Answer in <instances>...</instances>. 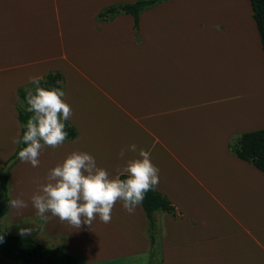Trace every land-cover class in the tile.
Listing matches in <instances>:
<instances>
[{
	"label": "crops",
	"instance_id": "0c3cea01",
	"mask_svg": "<svg viewBox=\"0 0 264 264\" xmlns=\"http://www.w3.org/2000/svg\"><path fill=\"white\" fill-rule=\"evenodd\" d=\"M134 1L0 0V169L17 147L18 88L30 77L63 74L68 121L78 131L60 147L45 146L38 167L19 158L13 164L10 200L22 195L28 207L17 210L9 200L1 228L15 235L31 228L24 236L62 246L81 264H148L141 204L129 214L117 202L110 223L97 217L75 229L51 213L41 219L30 199L73 150L115 174L125 162L120 150L135 143L150 152L156 189L178 213L156 212L160 264H264V172L229 149L230 140L264 128V97L253 77L260 62L264 71V52L250 0L243 13L255 53L230 40L231 58L223 50L225 17L207 10L208 0L162 2L139 13L137 28L128 13L98 18L114 2Z\"/></svg>",
	"mask_w": 264,
	"mask_h": 264
},
{
	"label": "clouds",
	"instance_id": "9594fccd",
	"mask_svg": "<svg viewBox=\"0 0 264 264\" xmlns=\"http://www.w3.org/2000/svg\"><path fill=\"white\" fill-rule=\"evenodd\" d=\"M41 79L29 78L35 88L26 90V111L33 115L27 120L22 136L26 146L18 152L20 161L32 167L39 166V156L45 146L57 148L64 144L68 137L64 121L73 114L65 91L59 87H43ZM13 143L20 144L21 140L13 138ZM129 152L135 155L128 156ZM118 158L125 162L117 165L112 174L99 166L90 153L70 152L49 170L46 182H37L39 186L30 198L36 215L48 220L47 214L51 213L52 217L79 229L83 224L91 226L97 217L103 223H110L117 202L133 214L146 193L158 186L159 168L153 163L150 152L135 143L122 148ZM10 205L17 210L28 207L22 195L10 200ZM31 231V228H21L20 234L27 235Z\"/></svg>",
	"mask_w": 264,
	"mask_h": 264
},
{
	"label": "trees",
	"instance_id": "16d2710c",
	"mask_svg": "<svg viewBox=\"0 0 264 264\" xmlns=\"http://www.w3.org/2000/svg\"><path fill=\"white\" fill-rule=\"evenodd\" d=\"M168 0H135L134 2H118L104 7L99 13L101 21L108 20L114 15L124 12L134 18V28H137L138 15L141 11ZM253 10V18L256 22L262 48L264 52V0H250ZM43 87H59L63 89V74L59 70H49L41 79ZM34 90L31 83L18 88V100L26 101L27 88ZM18 107V118L21 122L20 144H17L15 152L8 158L0 169V220L9 207V175L13 164L18 159V152L26 145L22 141L26 131L27 120L31 113L21 111ZM62 119V116H61ZM65 131L68 133L66 140L74 139L78 135L76 127L68 120ZM230 151L237 157L251 163L264 172V128L240 134L229 142ZM125 178V177H121ZM148 219V231L151 250L148 264H160L161 252L155 232L158 229L157 211H166L177 216L175 205L171 200L156 188L146 193L141 203ZM0 264H81L79 258L68 253L62 246L48 248L38 240L24 236L6 233L0 224Z\"/></svg>",
	"mask_w": 264,
	"mask_h": 264
},
{
	"label": "rangeland",
	"instance_id": "374dc122",
	"mask_svg": "<svg viewBox=\"0 0 264 264\" xmlns=\"http://www.w3.org/2000/svg\"><path fill=\"white\" fill-rule=\"evenodd\" d=\"M103 1H104V3H107L108 1H112V0H102V2ZM239 3H241L242 9L239 7L240 10H237ZM233 6H234V8H236V10H230L231 8H233ZM201 8L203 10H205L204 5H201ZM207 10H213L215 13L214 14L215 17H218V16L219 17H225L224 22L226 24L227 30L225 32L224 39H223L224 40V49L223 50H224V54L226 55L227 58H231V53H229V49H228L230 47V44H229L230 40H234L235 41L234 44L238 40L239 41L236 44H239V42H241V40H242L241 45L244 43L248 44L249 45L248 49H250L251 54L253 55L255 53L256 45L254 48V43L252 42V44H250V40L253 39V30H254L253 25H252L250 19L248 18V16L243 13V11L246 12L245 10H249L246 0H208ZM234 13L236 14V16H234ZM219 39L221 40L220 36H219ZM252 41H254V40H252ZM226 42H227V44H226ZM225 45H226V49H225ZM216 47L220 48V46L217 44H216ZM257 68H258L259 74L256 70L254 72L253 77L256 79V84H258L261 87V89H260L261 94H262V97H264V71H263V67H262L261 62L258 64ZM249 75L251 76V74H249ZM234 79H236L235 73L233 74L232 82H234ZM241 79L243 82L242 77H241ZM243 85H245L244 82L240 86L243 87ZM234 86H235V84H234ZM235 87H238V85ZM27 89H31V88L28 87ZM26 95H27V93H26ZM261 101L263 102V100H261ZM18 106H19V109L21 111H25L26 108L28 107L27 101H25L24 99H19L18 100ZM251 107H253V106H250V110L252 109ZM32 115H33V113H31V116Z\"/></svg>",
	"mask_w": 264,
	"mask_h": 264
}]
</instances>
